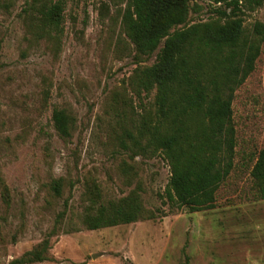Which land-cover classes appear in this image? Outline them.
Returning a JSON list of instances; mask_svg holds the SVG:
<instances>
[{
	"label": "rangeland",
	"instance_id": "rangeland-1",
	"mask_svg": "<svg viewBox=\"0 0 264 264\" xmlns=\"http://www.w3.org/2000/svg\"><path fill=\"white\" fill-rule=\"evenodd\" d=\"M50 1L0 0V264L44 239L49 259L31 264H264V199L251 176L264 148V42L234 93V168L213 208L189 212L167 192L164 153L129 134L138 136L143 110L154 113L155 91L138 93L132 80L158 50L139 53L127 36V1L64 0L63 32L46 34L39 17ZM260 1L241 14L247 32L264 24ZM189 4V23L225 20L219 4ZM55 108L74 118L68 138L54 127ZM135 197L146 216L84 223L86 210Z\"/></svg>",
	"mask_w": 264,
	"mask_h": 264
},
{
	"label": "trees",
	"instance_id": "trees-1",
	"mask_svg": "<svg viewBox=\"0 0 264 264\" xmlns=\"http://www.w3.org/2000/svg\"><path fill=\"white\" fill-rule=\"evenodd\" d=\"M123 27L139 53L156 50L153 64L138 69L132 86L154 94V113H141L139 147L161 151L170 166L169 196L189 212L215 206L217 191L234 168L236 128L232 102L236 89L254 70L264 42V24L246 31L242 12L260 0H209L219 4L216 19L189 23V0H126ZM65 1L54 0L40 10L41 29L63 32ZM54 127L61 137L72 134L74 118L55 108ZM255 193L264 199V148L251 171ZM53 189L60 193V181ZM8 193L5 198L8 200ZM137 197L101 205L84 213L91 229L129 223L146 216ZM60 221L64 213H60ZM148 218L153 213H148ZM50 240L7 264H31L49 259Z\"/></svg>",
	"mask_w": 264,
	"mask_h": 264
}]
</instances>
